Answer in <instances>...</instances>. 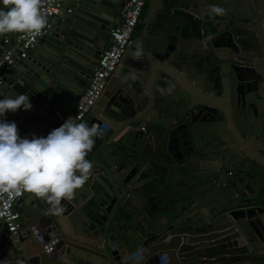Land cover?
Returning <instances> with one entry per match:
<instances>
[{"label":"water","instance_id":"water-1","mask_svg":"<svg viewBox=\"0 0 264 264\" xmlns=\"http://www.w3.org/2000/svg\"><path fill=\"white\" fill-rule=\"evenodd\" d=\"M68 1L0 84V100L29 96L30 110L0 117L21 137H46L77 100L124 2ZM147 1L80 122L103 130L90 178L61 215L26 192L0 264L24 262L16 242L30 237L42 250L25 264H264V0ZM14 34L0 35V53Z\"/></svg>","mask_w":264,"mask_h":264},{"label":"clouds","instance_id":"clouds-1","mask_svg":"<svg viewBox=\"0 0 264 264\" xmlns=\"http://www.w3.org/2000/svg\"><path fill=\"white\" fill-rule=\"evenodd\" d=\"M2 4L0 35L19 32L34 38L42 34L48 21L40 12L41 0H2ZM209 11L225 13L216 5ZM14 97L0 100V117L21 107L32 108L28 95ZM102 131L97 125L74 123L69 117L46 137L29 139L19 135L14 121L0 119V193H7L10 199L31 193L48 203L50 214L61 215L65 211L62 200L73 199L92 174L93 164L86 156Z\"/></svg>","mask_w":264,"mask_h":264},{"label":"built area","instance_id":"built-area-1","mask_svg":"<svg viewBox=\"0 0 264 264\" xmlns=\"http://www.w3.org/2000/svg\"><path fill=\"white\" fill-rule=\"evenodd\" d=\"M146 2L147 0H124L118 11V21L109 31L108 45L100 53L98 63L89 77L85 90L79 96L73 109L57 113L59 120L49 126L48 133L59 127L69 117L74 123H80L90 113L96 100L105 89L108 80L116 72L132 39L133 31ZM63 6L64 0H41L40 12L48 19L60 14ZM71 10L69 7L68 11ZM48 30L49 22L42 34L34 38L19 32H16L11 39L8 36L3 38V44L10 45L3 48L0 53V84L3 82L5 70L13 65L17 57L26 58L27 51L38 43L48 33ZM30 40L31 42H29ZM24 195L25 192L10 199L7 193H0V223L9 231L8 239L18 238L20 235V214L14 206ZM17 244L16 248H19Z\"/></svg>","mask_w":264,"mask_h":264},{"label":"crops","instance_id":"crops-1","mask_svg":"<svg viewBox=\"0 0 264 264\" xmlns=\"http://www.w3.org/2000/svg\"><path fill=\"white\" fill-rule=\"evenodd\" d=\"M68 7H70L72 10L75 9L74 5L71 4L68 0H64V5H66ZM147 7H148V1L145 3V6L142 10V13H141V16H140V19L133 31V34H132V38L137 35L141 29H142V24H141V19L145 16V13L147 11ZM119 8H120V5L118 6V10L116 11V17H115V22L113 24V26L117 23L118 21V11H119ZM61 14V13H60ZM59 15V14H58ZM39 43H40V40H39ZM32 48L30 50L27 51V56L30 54V52H32ZM119 67V66H118ZM117 67V69H118ZM117 71V70H116ZM87 86V85H86ZM85 86V88H86ZM85 88L82 90L81 94L83 93V91L85 90ZM80 94V95H81ZM79 98V97H78ZM77 98V100H78ZM77 100L70 104L69 105V108L66 109L65 111H69L71 109H73L75 107V104L77 102ZM26 193V192H25ZM4 227H3V224L0 225V240L2 239L3 235H4ZM18 243V244H17ZM16 244L19 245V248H17L19 250V253L20 255L22 256V259L24 262H21L19 264H25L27 262L28 259H30L31 257H34L35 255L39 254L42 250V246L37 242L36 238L35 237H30L24 241H21V242H17Z\"/></svg>","mask_w":264,"mask_h":264},{"label":"flooded vegetation","instance_id":"flooded-vegetation-1","mask_svg":"<svg viewBox=\"0 0 264 264\" xmlns=\"http://www.w3.org/2000/svg\"><path fill=\"white\" fill-rule=\"evenodd\" d=\"M162 175V177H161V179H159L158 181H162L163 179H164V176H163V173L162 174H157V176H161ZM175 188V186H170L168 189H167V191H166V193H169L170 191H172L173 189ZM174 191V190H173ZM165 193V194H166ZM161 196V194L160 195H158V197H160Z\"/></svg>","mask_w":264,"mask_h":264}]
</instances>
